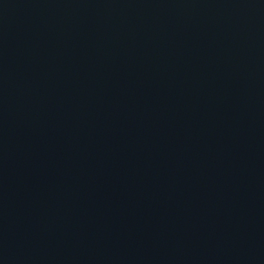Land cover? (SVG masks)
<instances>
[{"label": "water", "instance_id": "1", "mask_svg": "<svg viewBox=\"0 0 264 264\" xmlns=\"http://www.w3.org/2000/svg\"><path fill=\"white\" fill-rule=\"evenodd\" d=\"M0 264H264V0H0Z\"/></svg>", "mask_w": 264, "mask_h": 264}]
</instances>
